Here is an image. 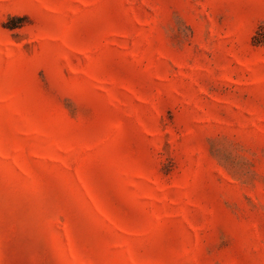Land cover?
Wrapping results in <instances>:
<instances>
[{
    "label": "rangeland",
    "instance_id": "rangeland-1",
    "mask_svg": "<svg viewBox=\"0 0 264 264\" xmlns=\"http://www.w3.org/2000/svg\"><path fill=\"white\" fill-rule=\"evenodd\" d=\"M264 0H0V264H264Z\"/></svg>",
    "mask_w": 264,
    "mask_h": 264
},
{
    "label": "trees",
    "instance_id": "trees-1",
    "mask_svg": "<svg viewBox=\"0 0 264 264\" xmlns=\"http://www.w3.org/2000/svg\"><path fill=\"white\" fill-rule=\"evenodd\" d=\"M254 43L257 45L264 44V24L259 27L254 35Z\"/></svg>",
    "mask_w": 264,
    "mask_h": 264
}]
</instances>
